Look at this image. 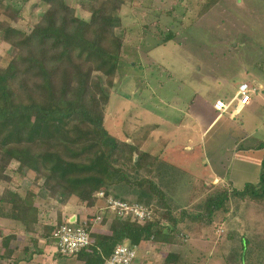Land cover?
<instances>
[{
    "label": "trees",
    "instance_id": "obj_1",
    "mask_svg": "<svg viewBox=\"0 0 264 264\" xmlns=\"http://www.w3.org/2000/svg\"><path fill=\"white\" fill-rule=\"evenodd\" d=\"M29 1L0 0V43L11 47L7 62L0 56V216L13 221L16 232L2 237L0 260L11 264L27 257L21 253L16 257L11 247L19 233L31 235L34 249L25 247L26 253H43L37 238L40 209L33 195L23 197L7 175L13 162L22 177L32 171V183L39 185L40 194L62 206L76 196L87 208H95L105 202L97 196L99 191L150 207L158 198L164 203L167 199L162 187L150 179L153 169L163 163L161 157L112 134L104 115L95 113L96 108L107 109L110 91L94 74H103L110 89L115 86L124 47L116 13L125 0H80L86 18L69 0H37L38 8L46 7L38 21L31 28H18L12 22L22 18L20 6ZM174 37L169 32L162 39ZM145 183L148 193L143 191ZM211 187L214 191L202 207L182 211L179 219L172 218L173 227L163 223L158 210L143 224L115 213L108 232L93 229L89 222L91 242L76 259L82 264H105L121 243L174 242L178 222L189 219L209 226L218 217L224 220L233 195L264 201V159L257 183H247L241 190ZM165 212L172 216V211ZM62 219L60 210L56 225L47 227L51 231L45 236L53 244L52 231L64 223ZM106 222L104 217L102 223Z\"/></svg>",
    "mask_w": 264,
    "mask_h": 264
},
{
    "label": "rangeland",
    "instance_id": "obj_2",
    "mask_svg": "<svg viewBox=\"0 0 264 264\" xmlns=\"http://www.w3.org/2000/svg\"><path fill=\"white\" fill-rule=\"evenodd\" d=\"M69 1L77 7L79 15L89 16L80 10V0ZM36 2L30 0L20 6L23 16L12 24L21 29L31 28L46 8L44 5L38 8ZM206 4L209 6L204 11ZM116 20L121 23L118 33L124 36L120 67L111 89L103 74H94L110 91L107 109L96 108L95 113L104 115L105 126L112 134L161 157L163 163L153 169L150 179L168 192L167 199L164 203L158 198L151 207L159 211L158 216L161 218L162 215L164 224L173 227L172 218L179 219L182 211H198L214 190L203 182L205 172L194 169L198 164L193 155H186L185 150L176 146L167 154L155 153L160 146L152 149V144L159 139L157 136L166 134L170 127L177 125V119L182 118L177 115L175 107H181L176 100L170 99L171 103L166 104L158 100L163 93L161 86L169 85L171 97L181 95L179 98L183 99L184 94L190 97L192 91L204 90L208 99L222 96L224 100L232 101L235 89L227 91L226 86L222 94L225 86L213 76L220 78L217 71L228 64L233 69L255 63L256 70H264V0H125L122 9L116 13ZM2 28L0 24V35ZM169 32L175 37L163 42L162 36ZM10 51L9 45L0 43V56L4 62L9 59ZM232 80L238 85L242 78L236 76ZM261 110L264 111V106ZM165 118L167 122L163 120ZM150 133L154 135L153 139L145 136ZM164 165L177 171L174 177L167 176L170 172ZM17 167L18 163L13 162L6 173L14 179L15 188L23 197L33 195V202L40 209L41 226L37 238L43 253H26L25 247L34 249L31 235L19 233L11 242L16 257L20 253L21 257L26 255L29 264H56L62 258L54 252L51 239L45 236L51 231L47 227L56 225L60 210L63 222H68L74 213L83 215L82 220L98 216L100 218L93 221V229L109 231L115 213L105 208V202L92 213L76 196L62 206L40 194L39 185L32 183L35 175L32 171L22 177ZM143 191L149 192L147 183ZM229 209L224 220L218 217L209 226L192 223L189 219L178 222L176 243L186 244L195 235L200 239L190 264H264V201L233 195ZM168 210L172 211V216L166 214ZM106 215L108 222L102 223ZM197 226L205 228L199 235L195 232ZM12 233H16L15 223L0 216V254L4 251L2 237ZM66 257L69 258L67 262L78 261L75 256ZM0 262L11 264L8 260Z\"/></svg>",
    "mask_w": 264,
    "mask_h": 264
},
{
    "label": "crops",
    "instance_id": "obj_3",
    "mask_svg": "<svg viewBox=\"0 0 264 264\" xmlns=\"http://www.w3.org/2000/svg\"><path fill=\"white\" fill-rule=\"evenodd\" d=\"M216 74L221 77L216 78L213 76L214 79L221 81L222 86H225L222 94L226 90V86L227 91L235 89L232 101L237 96L239 85L243 82L250 83L258 88V91L251 94L250 101L240 109L238 114L233 115L232 108L225 113H219L215 109L216 100H224L222 96L208 99V93L204 90H194L192 94H189L190 97H186L185 94L183 99L179 98L182 97L181 95L171 97L168 90L169 85L165 83L164 86H161L163 93L158 100L163 104L168 101L171 103L170 99L176 100L181 108L175 107V109L178 111L177 115L182 116V118L177 119V125L170 127L171 129L166 134L157 136L159 139H156L152 144V149L154 150V147L160 146V150L155 153L167 154V151L174 146L182 148L183 151L185 150L186 155H193L195 161L197 160L198 165L194 169L205 172L203 182L207 186L221 184L241 190L247 183H257L259 181L264 159V111L261 110L264 106V70H256L255 63L251 65L244 64L243 67L241 65L233 69L228 64L222 69L220 68ZM236 76L242 78L238 85L236 80H232ZM232 101L226 102L230 103ZM152 114L155 113L152 112ZM163 120L168 121L166 118ZM145 136H150L151 139L154 138L152 133L145 134ZM165 160L168 162L167 158ZM164 166L165 170L170 172L167 176L174 177V172L177 171L169 165ZM164 177L162 176V178ZM162 189L164 190L163 187ZM86 209L91 213L95 210V208ZM82 216L74 213L69 217V220L81 221ZM195 228L198 235L205 229L201 226V229L198 226ZM197 237L195 235L191 240L188 239L186 244L176 243V240L171 243L152 240L143 241L138 257L133 264H190L191 256L194 255L200 240ZM11 247L15 248L12 244ZM169 255L172 256L168 257ZM68 259L66 256H62L56 264H82L79 261H75V263L67 262ZM0 264L2 263L0 262ZM20 264H29V262L23 260Z\"/></svg>",
    "mask_w": 264,
    "mask_h": 264
},
{
    "label": "built area",
    "instance_id": "obj_4",
    "mask_svg": "<svg viewBox=\"0 0 264 264\" xmlns=\"http://www.w3.org/2000/svg\"><path fill=\"white\" fill-rule=\"evenodd\" d=\"M258 91V88L248 82H243L238 87L237 96L234 101L227 103L223 99L216 100L214 106L219 113L228 112L231 108L233 115L239 113L251 99V94ZM97 196L105 199V208L112 213H117L124 217H133L140 224L153 219L154 209L139 202L124 201L113 196H106L104 191H99ZM100 218V217H96ZM96 218H94L96 220ZM93 218L81 221L64 222L56 226L52 231L55 241L54 252L61 256H76L84 247L91 242V235L88 229L89 222ZM141 244L121 243L116 246L112 255L106 260L105 264H133L138 257Z\"/></svg>",
    "mask_w": 264,
    "mask_h": 264
}]
</instances>
